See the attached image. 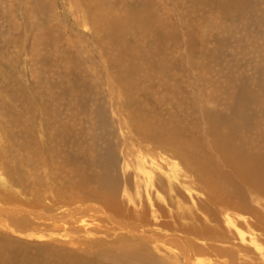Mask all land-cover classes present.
Masks as SVG:
<instances>
[{
    "label": "rangeland",
    "instance_id": "1",
    "mask_svg": "<svg viewBox=\"0 0 264 264\" xmlns=\"http://www.w3.org/2000/svg\"><path fill=\"white\" fill-rule=\"evenodd\" d=\"M0 179V264H262L264 0H0Z\"/></svg>",
    "mask_w": 264,
    "mask_h": 264
},
{
    "label": "bare ground",
    "instance_id": "2",
    "mask_svg": "<svg viewBox=\"0 0 264 264\" xmlns=\"http://www.w3.org/2000/svg\"><path fill=\"white\" fill-rule=\"evenodd\" d=\"M227 126H231V124L229 123H227ZM228 130V129H227ZM229 132H230V130H229ZM226 133V132H225ZM228 133V132H227ZM232 133V132H231ZM159 134H161V135H163V134H165V132L164 131H161V132H159ZM234 134V133H233ZM233 134H231V135H233ZM225 135H227V134H224V136ZM234 136V135H233ZM226 137V136H225ZM229 138H230V136H228ZM224 138V137H223ZM227 138V137H226ZM170 139V136H168V140ZM231 139V138H230ZM223 141H226V140H223ZM229 141H231V140H229ZM233 141V140H232ZM231 142H229V145H231L230 144ZM234 144H236V143H234ZM32 145V144H31ZM225 145H226V142H225ZM229 145H228V147H229ZM225 150H234V149H230V148H226V147H224V145L222 146ZM39 148V147H38ZM126 148L127 149H131V146H129V145H127L126 146ZM235 149H236V145H235ZM31 152V151H30ZM32 152H33V150H32ZM113 152V151H112ZM111 152V153H112ZM111 155H113V153L111 154ZM6 158V157H5ZM113 159V158H112ZM7 164V163H6ZM172 163H170V164H168V165H166V170L167 171H171V169L170 168H168V167H170V165H171ZM154 165V163H152V162H149V161H144L143 162V167L145 168V169H148L149 167L148 166H153ZM75 167V166H74ZM11 169V168H10ZM154 169H157L156 167H154ZM13 172V171H12ZM81 172L83 173V176L81 177V176H78V177H80V179L81 180H84L85 182H86V180H87V182H89V177H87V176H85L86 175V171L83 169V170H81ZM165 169L162 167L161 168V171H160V174L162 175V176H164V174H165ZM82 173H80V175L82 174ZM4 174V173H3ZM167 175V174H166ZM168 176V184H167V186H168V189L170 190V193H173V191H174V183H172L173 182V177L171 178L170 177V175H167ZM78 179V178H77ZM91 179V178H90ZM1 180V179H0ZM4 180V179H3ZM12 180V179H11ZM79 180V179H78ZM85 182H76V185H82V184H86ZM148 189H150V188H152L153 187V177L152 176H148ZM7 183V182H6ZM136 184H138V183H136ZM0 195H1V193H0ZM1 197V196H0ZM14 197V196H13ZM157 197H158V199H159V201H163L164 200V198H163V196L157 191ZM15 201V200H14ZM13 201V202H14ZM11 202V201H10ZM124 202H125V204H126V206L125 207H123V206H119V205H117V206H115V207H105V209H104V211H106V213L108 212V211H112V214H109V213H107L106 214V216L108 217V220L109 221H111L115 226H117L121 231H125V232H128V233H137V234H144V230H145V228H148V226H151L152 224H153V226H151V227H159V226H161V225H163V222H159V220H160V218H159V216L157 215V210L155 209V207H154V205L152 204V202L149 200L148 201V203L147 204H145V206H142V205H139L136 201H133L132 200V198L130 197V196H127L126 198H125V200H124ZM1 205V204H0ZM1 207V206H0ZM1 209V208H0ZM24 209V208H23ZM22 209V210H23ZM80 208H77L73 213H77V212H81L80 210H79ZM2 210V209H1ZM21 210V211H22ZM81 210H84V209H81ZM17 211V210H16ZM19 211H20V209H19ZM94 211H96V210H94ZM64 213H61L59 216H58V219L61 221V222H63V220H65L66 221V223L64 222L63 223V226H65L66 227V225H68L69 223H71L72 222V225H73V230H76V231H82V233H84V237H90V233H89V230L95 225V224H93V225H91L92 227H90L89 226V222H86L84 219H83V217L81 218V219H72V217L71 216H69V212L68 211H63ZM1 217V216H0ZM1 219V218H0ZM83 219V220H82ZM90 219V218H89ZM89 219H88V221H89ZM120 219L121 220H124V221H126V223H127V226H125L122 222H120ZM134 219H136L137 220V222H138V224L140 225V228L137 230V231H135V230H132V229H130V227H129V222L127 221V220H129V221H133ZM91 220V219H90ZM93 222H95V220H93ZM1 223V226L5 229V228H8V229H10L9 228V225L6 223V222H4V221H1L0 222ZM87 223V224H86ZM97 223V222H96ZM86 224V225H85ZM21 225H22V227H25V225H27L26 224V222H23V223H21ZM62 225V224H61ZM71 225V226H72ZM74 225H78V228H75L74 227ZM69 226V225H68ZM65 227H63V230H66L67 228H65ZM70 227V226H69ZM177 229V228H176ZM11 230V232L12 233H14V231L12 230V229H10ZM155 232V231H154ZM155 233H157V232H155ZM18 234V233H17ZM158 234H160V233H158ZM169 237H171V238H166V240H172V243L173 242H177L178 240H179V238L177 237V236H174V235H170ZM258 250H257V255H258V257H259V259L261 260V262H263L262 264H264V249L263 248H261V247H258L257 248ZM10 250H11V248L6 244H3V243H0V253L2 254V256H0L1 257V259L3 258V259H9V258H12L13 257V255H14V253H12L11 254V252H10ZM196 252V250H194V252L193 251H185V255H186V257L187 256H189V255H193V256H195V253ZM60 261L61 262H63V263H66L67 261L69 262V261H71V259H69V258H66V257H64V256H60ZM26 262V261H25ZM26 264V263H25ZM245 264H247V263H245ZM249 264V263H248ZM250 264H252L251 262H250Z\"/></svg>",
    "mask_w": 264,
    "mask_h": 264
}]
</instances>
